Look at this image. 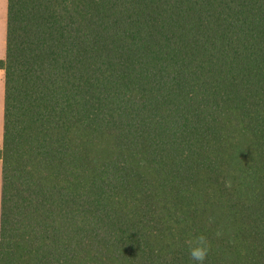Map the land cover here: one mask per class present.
Here are the masks:
<instances>
[{
    "label": "trees",
    "instance_id": "16d2710c",
    "mask_svg": "<svg viewBox=\"0 0 264 264\" xmlns=\"http://www.w3.org/2000/svg\"><path fill=\"white\" fill-rule=\"evenodd\" d=\"M0 69V264H264V0H8Z\"/></svg>",
    "mask_w": 264,
    "mask_h": 264
},
{
    "label": "rangeland",
    "instance_id": "374dc122",
    "mask_svg": "<svg viewBox=\"0 0 264 264\" xmlns=\"http://www.w3.org/2000/svg\"><path fill=\"white\" fill-rule=\"evenodd\" d=\"M7 5L8 0H0V59H4L7 52ZM5 72L0 70V147L2 146L5 127ZM3 172L0 161V230L2 206Z\"/></svg>",
    "mask_w": 264,
    "mask_h": 264
},
{
    "label": "clouds",
    "instance_id": "9594fccd",
    "mask_svg": "<svg viewBox=\"0 0 264 264\" xmlns=\"http://www.w3.org/2000/svg\"><path fill=\"white\" fill-rule=\"evenodd\" d=\"M230 187V184L226 185ZM217 235H220L218 232ZM190 259L197 264H205L209 252L211 251V242L204 234L194 235L185 240Z\"/></svg>",
    "mask_w": 264,
    "mask_h": 264
},
{
    "label": "crops",
    "instance_id": "0c3cea01",
    "mask_svg": "<svg viewBox=\"0 0 264 264\" xmlns=\"http://www.w3.org/2000/svg\"><path fill=\"white\" fill-rule=\"evenodd\" d=\"M7 14H8V5H7ZM6 57V56H5ZM0 70H2V71H4L3 69H0ZM5 72V71H4ZM3 138H4V136H3ZM2 145H3V141H2ZM2 147V146H1ZM0 147V148H1ZM1 161V160H0ZM1 163H2V161H1ZM3 172V171H2ZM2 207V206H1ZM1 231V230H0Z\"/></svg>",
    "mask_w": 264,
    "mask_h": 264
}]
</instances>
